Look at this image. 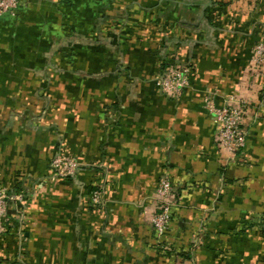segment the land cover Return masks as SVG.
I'll return each mask as SVG.
<instances>
[{"label":"crops","instance_id":"crops-1","mask_svg":"<svg viewBox=\"0 0 264 264\" xmlns=\"http://www.w3.org/2000/svg\"><path fill=\"white\" fill-rule=\"evenodd\" d=\"M264 0H25L0 18V264H264ZM189 66L181 98L156 85ZM248 101L229 158L205 106ZM59 154L81 164L53 178ZM177 188L159 246V179ZM103 203L94 205V189Z\"/></svg>","mask_w":264,"mask_h":264},{"label":"built area","instance_id":"built-area-1","mask_svg":"<svg viewBox=\"0 0 264 264\" xmlns=\"http://www.w3.org/2000/svg\"><path fill=\"white\" fill-rule=\"evenodd\" d=\"M25 0H0V18L15 16ZM253 65L264 73V41L259 42L254 48ZM193 71L189 66H169L160 71L156 78L157 87L165 94L181 98L191 86ZM249 103L240 97H231L226 103L217 105L212 96L205 99V106L214 116L218 127L217 146L229 158H236L245 148L247 132L243 128L244 116ZM51 166L55 175L60 179L72 177L77 173L81 164L79 161L66 154H59L52 160ZM177 188L168 175H163L157 185V206L150 217V224L160 241L159 246L167 249L164 238L168 235L174 218V206L177 202ZM103 192L94 190L91 199L94 205L103 203ZM23 200V197L14 188L0 186V233L5 231L10 205Z\"/></svg>","mask_w":264,"mask_h":264},{"label":"rangeland","instance_id":"rangeland-1","mask_svg":"<svg viewBox=\"0 0 264 264\" xmlns=\"http://www.w3.org/2000/svg\"><path fill=\"white\" fill-rule=\"evenodd\" d=\"M53 178H55V179L58 178V177L55 175L54 171H53Z\"/></svg>","mask_w":264,"mask_h":264},{"label":"trees","instance_id":"trees-1","mask_svg":"<svg viewBox=\"0 0 264 264\" xmlns=\"http://www.w3.org/2000/svg\"><path fill=\"white\" fill-rule=\"evenodd\" d=\"M94 190H97V189L95 188ZM94 190H93V191H94Z\"/></svg>","mask_w":264,"mask_h":264}]
</instances>
